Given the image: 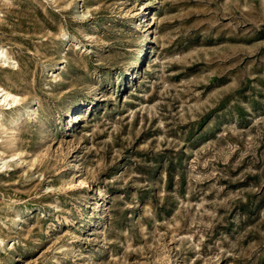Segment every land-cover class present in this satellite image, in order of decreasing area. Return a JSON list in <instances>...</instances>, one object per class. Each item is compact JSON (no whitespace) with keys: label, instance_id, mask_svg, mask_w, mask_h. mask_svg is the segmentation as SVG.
Masks as SVG:
<instances>
[{"label":"rangeland","instance_id":"rangeland-1","mask_svg":"<svg viewBox=\"0 0 264 264\" xmlns=\"http://www.w3.org/2000/svg\"><path fill=\"white\" fill-rule=\"evenodd\" d=\"M0 264H264V0H0Z\"/></svg>","mask_w":264,"mask_h":264},{"label":"bare ground","instance_id":"bare-ground-1","mask_svg":"<svg viewBox=\"0 0 264 264\" xmlns=\"http://www.w3.org/2000/svg\"><path fill=\"white\" fill-rule=\"evenodd\" d=\"M0 61H7V56L2 50H0ZM18 101L19 98L16 95L4 90L3 88H0V105L11 106L16 104Z\"/></svg>","mask_w":264,"mask_h":264}]
</instances>
